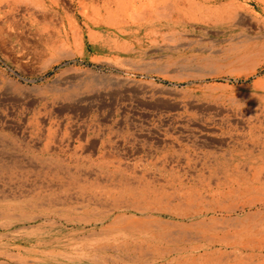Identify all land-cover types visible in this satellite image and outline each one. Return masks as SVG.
<instances>
[{
	"label": "rangeland",
	"instance_id": "1",
	"mask_svg": "<svg viewBox=\"0 0 264 264\" xmlns=\"http://www.w3.org/2000/svg\"><path fill=\"white\" fill-rule=\"evenodd\" d=\"M0 3V264H264V0Z\"/></svg>",
	"mask_w": 264,
	"mask_h": 264
},
{
	"label": "crops",
	"instance_id": "2",
	"mask_svg": "<svg viewBox=\"0 0 264 264\" xmlns=\"http://www.w3.org/2000/svg\"><path fill=\"white\" fill-rule=\"evenodd\" d=\"M2 0H0V2H1ZM11 2H9V4H10ZM8 5V4H7ZM0 6H1V3H0ZM1 8V7H0ZM88 26V25H87ZM261 79H263V77H261ZM253 80H255V79H253ZM252 80V81H253ZM252 81H250V82H247V84H251L252 83Z\"/></svg>",
	"mask_w": 264,
	"mask_h": 264
},
{
	"label": "bare ground",
	"instance_id": "3",
	"mask_svg": "<svg viewBox=\"0 0 264 264\" xmlns=\"http://www.w3.org/2000/svg\"><path fill=\"white\" fill-rule=\"evenodd\" d=\"M121 19V18H120ZM127 19V18H126ZM159 19V18H158ZM137 22V21H136ZM136 24V23H135Z\"/></svg>",
	"mask_w": 264,
	"mask_h": 264
}]
</instances>
